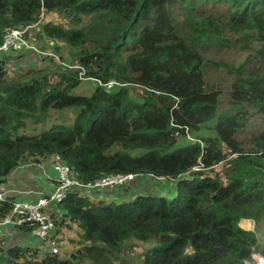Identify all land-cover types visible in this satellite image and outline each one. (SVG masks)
<instances>
[{
  "label": "trees",
  "instance_id": "16d2710c",
  "mask_svg": "<svg viewBox=\"0 0 264 264\" xmlns=\"http://www.w3.org/2000/svg\"><path fill=\"white\" fill-rule=\"evenodd\" d=\"M50 13L62 23H38ZM35 25L31 41L42 36L64 43L85 77L117 85L75 96L76 70L9 79L3 57L0 185L22 163L59 156L84 184L113 174L144 175L165 179L171 198L147 193L115 203L70 190L60 204L63 219L80 229L86 246L64 258L0 243V264H128L119 257L127 241L153 243L141 264H243L252 253L264 258L257 228H264V130L246 143L238 139L250 117H264V0H0V44L5 28ZM211 47L242 57L222 61L233 78L232 112L217 113L221 91L205 79L204 54ZM74 107L73 125L18 134L29 120ZM184 138L190 142L180 143ZM12 203L0 201V220ZM241 220H252L255 231L242 229Z\"/></svg>",
  "mask_w": 264,
  "mask_h": 264
},
{
  "label": "rangeland",
  "instance_id": "374dc122",
  "mask_svg": "<svg viewBox=\"0 0 264 264\" xmlns=\"http://www.w3.org/2000/svg\"><path fill=\"white\" fill-rule=\"evenodd\" d=\"M58 16V15H57ZM55 14H50L43 16L41 19V23L46 21H59L57 23H62L61 18H58ZM85 22H82L81 25H83ZM38 26L35 25V27L32 29L34 30ZM37 33V32H36ZM35 33V34H36ZM37 41H32L33 43L38 44L44 51H51L54 54L57 52L62 56V58L58 55V58L60 62L65 64H71V56L73 55V51H71L67 46L64 45V43L58 42V41H51L49 39H45L42 36L36 37ZM209 52H206L204 54L205 58L208 60V64H205L203 67L205 79L209 84H212L216 86L220 91L221 94L219 96L218 100V106H217V113L221 112H232L234 111V106L230 102V84L233 80V78L228 75L223 70V64L222 61H227L230 63H234L236 61H240L242 57L237 53V50L231 49H220L211 47ZM56 53V55H57ZM19 59L21 56H10L8 60V67H7V76L9 79L12 78H22V79H28L31 77H35L36 70H42L43 72H53L58 67L63 66L60 63H56L50 58H46L42 60L41 58H37L35 56L27 57L29 63L22 64L21 67L18 66V63H15L16 58ZM63 60H66L68 63L64 62ZM10 61V62H9ZM40 61V62H39ZM33 62V65L31 64ZM39 62V63H38ZM211 62L216 63L218 67H215ZM49 64V66H48ZM17 72V74L13 75L12 73ZM57 79V76H51V80L55 81ZM97 83L94 81H82L80 85H78L75 89H73L70 94L75 96H87L89 97L92 92L94 91ZM117 85V84H115ZM136 89V88H135ZM137 94H140V92L137 90H133L132 92V98L134 100H138ZM251 111V110H250ZM78 113L77 107L74 108H68V109H62V110H50L48 111L44 116H42V119L38 123H33L32 121H27V125L25 128L21 129L18 134L19 135H26V136H33V135H39L42 132L48 130L52 126L55 125H66L70 126L73 125L76 114ZM210 124H213V122H210ZM264 130V117L262 116H252L249 119V124L246 128V130L238 136V139L242 142L246 143L249 138L252 136L258 134ZM202 134H206L207 132H201ZM181 139V138H180ZM187 142H190L186 140L185 138L180 140V143L187 144ZM215 172L220 174L222 173V165H218L214 168ZM150 179V186L145 188V191L149 194L153 195H169L167 198H171V190L168 189L165 186V179H158L156 182L152 181V177H149ZM170 184H173L174 181H170ZM126 187V186H124ZM135 192V194H139L137 191H131ZM98 197H96V200L100 201L103 200L107 202V199L103 196V194H97ZM59 222V220L56 223V233L51 236L49 239L43 241L44 244V251H51L54 253H57L60 257H66L69 258L72 254H76L78 251L82 250L86 244L78 240L80 236L77 233V229H72L70 225L66 223V221ZM68 226H70V229H72V233H68ZM260 232L258 231V238L260 242H263L264 239V228L262 226L257 227ZM58 236H61V238H58ZM70 238L73 240V245H70ZM42 242V243H43ZM263 244V243H261ZM125 247L120 252L119 257L121 260L126 261L128 264H141V256L142 253L151 248L153 243L152 242H136V241H127L124 243ZM114 264H118V261Z\"/></svg>",
  "mask_w": 264,
  "mask_h": 264
},
{
  "label": "built area",
  "instance_id": "2783aa9c",
  "mask_svg": "<svg viewBox=\"0 0 264 264\" xmlns=\"http://www.w3.org/2000/svg\"><path fill=\"white\" fill-rule=\"evenodd\" d=\"M42 17L43 15L41 14L40 19H42ZM34 27L35 26L5 28L3 40L0 44V61L8 54H33L35 56L53 59L56 63H60L66 68L78 69L79 79L88 80V78H84V71L82 68L62 63L58 55L51 51H44L42 48L35 45L29 39L31 35L30 31ZM114 85L115 83L110 82L103 86L107 89H111ZM184 129L187 138L191 139L187 128ZM50 162L56 173V184L54 185L53 192L48 196L38 198L34 202H14L8 215L0 220V226H32V230L30 231L31 236L40 241H44L49 232L55 227L57 218L55 208H57V205L66 197L68 191L77 189L104 192L113 190L116 187L128 185L137 177V175L132 174H113L103 177L93 183L83 184L76 178L72 170L62 163L59 156H52ZM197 170V167L193 168V171ZM0 199H2V194H0ZM243 264H264V258L259 253H252L251 258L244 260Z\"/></svg>",
  "mask_w": 264,
  "mask_h": 264
},
{
  "label": "crops",
  "instance_id": "0c3cea01",
  "mask_svg": "<svg viewBox=\"0 0 264 264\" xmlns=\"http://www.w3.org/2000/svg\"><path fill=\"white\" fill-rule=\"evenodd\" d=\"M50 14H44L43 16ZM58 21L59 19L57 21L46 22ZM12 55L21 56L19 59L15 57L16 59L14 60L15 63H18L19 67H21L22 64H25L26 62L29 63L27 57L31 58L33 56V54L15 53L8 54L5 57L7 58V60H9L10 56ZM44 59L46 58H42V60ZM31 64L33 65V62ZM12 74L15 75L17 74V72ZM55 179L56 173L52 168L50 159L39 162H25L19 165L7 177L4 178V182L0 185V193L3 195L4 199L11 198L13 201L17 202H32L41 196L51 194L54 189ZM149 181L150 179L147 178H139L138 181L131 184V186L117 187L113 190L104 192L90 190L87 191L85 195H88L92 200H94L96 199V197H98L97 194H103V196L107 199V202H128L133 200L135 196H137L135 192L131 191H137L139 192V194H141V192H143L146 187H149L151 185ZM55 212L57 214V221L59 220V222H63L64 219L61 207L58 206L57 208H55ZM66 223L70 225L72 229H77L78 235L81 236V231L75 224H70V222L67 221ZM70 226H68L67 230L68 233L71 234L72 229H70ZM239 226L244 230L255 231V223L252 220H241ZM56 229L53 235L56 233ZM58 238H61V236H58ZM78 240H81V238H78ZM69 242L71 246L74 244L72 238H70ZM0 243L5 246L17 245L22 247L36 248L39 249L42 254L51 252H45L43 250L45 243H42V241L31 236L30 232L19 231L17 228L12 226H0Z\"/></svg>",
  "mask_w": 264,
  "mask_h": 264
},
{
  "label": "clouds",
  "instance_id": "9594fccd",
  "mask_svg": "<svg viewBox=\"0 0 264 264\" xmlns=\"http://www.w3.org/2000/svg\"><path fill=\"white\" fill-rule=\"evenodd\" d=\"M43 15V14H42ZM38 23H41V19L39 18V22ZM42 58H45V57H42ZM41 58V59H42ZM51 60H53V59H51ZM54 61V60H53ZM0 62H3L4 63V61H0ZM55 62V61H54ZM64 62H67L66 60L64 61ZM71 65L72 66H75V65H73L72 63H71ZM61 67H64V66H61ZM76 67H79V66H76ZM64 68H66V67H64ZM81 68V67H80ZM69 69V68H68ZM71 70H76L77 72H78V79H79V71H78V69H71ZM84 71V70H83ZM84 78H88V77H85V75H84ZM80 80V79H79ZM81 82L82 81H94V82H96L97 84L96 85H102V87H104L103 85H105V84H102L101 82H99L98 80H96V79H93V78H88V80H80ZM110 83V82H109ZM114 83V82H113ZM106 84H108V83H106ZM116 84V83H115ZM115 86V85H114ZM113 86V87H114ZM112 87V88H113ZM107 91H109L110 89H107L106 87H104ZM111 88V89H112ZM49 159H51V158H49ZM66 165V164H65ZM69 167V166H68ZM70 168V167H69ZM72 170V169H71ZM72 172H73V170H72ZM132 175H137V174H132ZM8 176V175H7ZM6 176V177H7ZM139 178H147V179H149V176H144V175H137V177L135 178V180L133 181V182H131L130 184H128V185H125V186H131V184H133L134 182H136V181H138V179ZM158 180V179H157ZM156 179H154V178H152V181H157ZM82 183V182H81ZM56 184V182H54V185ZM84 184V183H83ZM89 184V183H88ZM122 187H124V186H122ZM117 188V187H116ZM54 190V189H53ZM74 190H77V189H74ZM78 191H80L81 193H86L87 191H89V190H78ZM69 192V191H68ZM1 194V193H0ZM142 194H147V192L144 190L143 192H141V194H137V195H142ZM46 196H48V195H46ZM41 197H43V196H41ZM40 198V197H39ZM65 199V198H64ZM63 199V200H64ZM1 200H4V197H3V195H2V199H0V201ZM37 200V199H36ZM35 200V201H36ZM14 202H17V201H13V203ZM32 202H34V201H32ZM13 203H12V206H13ZM61 204V203H60ZM60 204L59 205H57V207L58 206H60ZM56 223H57V218H56V221H55V225H56ZM16 228V227H15ZM30 232V231H29ZM43 242V241H42Z\"/></svg>",
  "mask_w": 264,
  "mask_h": 264
}]
</instances>
